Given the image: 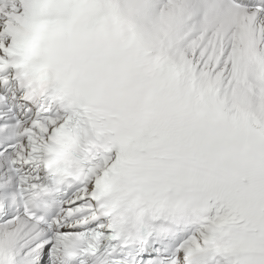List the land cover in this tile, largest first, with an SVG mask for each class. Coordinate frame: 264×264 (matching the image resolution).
Wrapping results in <instances>:
<instances>
[{
	"label": "snow or ice",
	"instance_id": "snow-or-ice-1",
	"mask_svg": "<svg viewBox=\"0 0 264 264\" xmlns=\"http://www.w3.org/2000/svg\"><path fill=\"white\" fill-rule=\"evenodd\" d=\"M0 264H264V0H0Z\"/></svg>",
	"mask_w": 264,
	"mask_h": 264
}]
</instances>
